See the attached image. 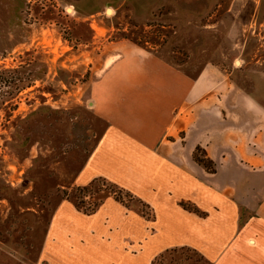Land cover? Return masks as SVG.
<instances>
[{
	"label": "rangeland",
	"instance_id": "rangeland-1",
	"mask_svg": "<svg viewBox=\"0 0 264 264\" xmlns=\"http://www.w3.org/2000/svg\"><path fill=\"white\" fill-rule=\"evenodd\" d=\"M133 50L193 77L209 68L195 105L231 108L226 119L233 123L241 104L248 105L241 116L248 121L258 116L255 104L264 110V0H0V71L24 67L33 80L0 101V264H39L50 220L64 200L91 214L113 198L153 219L150 208L105 179L88 191L74 185L104 128L91 84ZM188 103L183 114L195 120L199 113H190ZM258 118L264 121V112ZM169 134V142L183 138L176 124ZM194 154L209 160L200 147ZM153 264L204 262L176 248Z\"/></svg>",
	"mask_w": 264,
	"mask_h": 264
},
{
	"label": "crops",
	"instance_id": "crops-1",
	"mask_svg": "<svg viewBox=\"0 0 264 264\" xmlns=\"http://www.w3.org/2000/svg\"><path fill=\"white\" fill-rule=\"evenodd\" d=\"M208 69L193 77L141 50L122 52L105 67L89 92L104 128L74 185L105 179L150 208L153 219L113 198L91 214L64 200L39 264H153L176 248L204 264H264V170L245 168L264 166V110L255 104L258 116L248 121L241 104L233 123L231 108L195 105ZM188 101L195 120L183 114ZM174 124L183 138L169 142ZM197 147L215 163L214 173L193 162Z\"/></svg>",
	"mask_w": 264,
	"mask_h": 264
},
{
	"label": "trees",
	"instance_id": "trees-1",
	"mask_svg": "<svg viewBox=\"0 0 264 264\" xmlns=\"http://www.w3.org/2000/svg\"><path fill=\"white\" fill-rule=\"evenodd\" d=\"M31 76V73L26 71L24 67L0 71V87L4 89L0 98L1 103L5 104L8 100L13 99L22 89L29 87L33 82ZM193 159L205 170L211 173L214 172L213 165L209 166L212 164L211 161H203L195 154L193 155ZM77 190L88 191V187L78 188Z\"/></svg>",
	"mask_w": 264,
	"mask_h": 264
},
{
	"label": "bare ground",
	"instance_id": "bare-ground-1",
	"mask_svg": "<svg viewBox=\"0 0 264 264\" xmlns=\"http://www.w3.org/2000/svg\"><path fill=\"white\" fill-rule=\"evenodd\" d=\"M69 11H70V9H69ZM107 13H108V14H111V10L109 9Z\"/></svg>",
	"mask_w": 264,
	"mask_h": 264
}]
</instances>
